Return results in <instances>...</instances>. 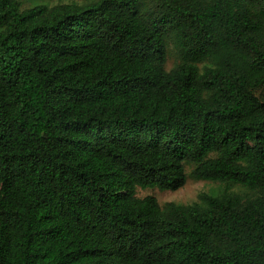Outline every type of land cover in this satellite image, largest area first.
<instances>
[{
	"label": "trees",
	"instance_id": "16d2710c",
	"mask_svg": "<svg viewBox=\"0 0 264 264\" xmlns=\"http://www.w3.org/2000/svg\"><path fill=\"white\" fill-rule=\"evenodd\" d=\"M0 264H264V0H0Z\"/></svg>",
	"mask_w": 264,
	"mask_h": 264
},
{
	"label": "rangeland",
	"instance_id": "374dc122",
	"mask_svg": "<svg viewBox=\"0 0 264 264\" xmlns=\"http://www.w3.org/2000/svg\"><path fill=\"white\" fill-rule=\"evenodd\" d=\"M21 3V9L31 8L35 5H46L47 7L53 6L57 3H71V2H80V0H19ZM178 58L175 50L172 45L167 46V58L164 64V69L169 71L172 69L177 63ZM199 67L202 64L198 65ZM192 165L185 166L186 173V182L183 187L176 191H160L158 189H140L137 188L135 191L136 197L144 198L146 196L154 197L160 206L164 205L168 202H173L176 204H190L197 200V196L201 193H205L211 196H219L224 192H228L230 194H239L242 196L250 195V193L240 185H225L219 182H211V181H203L196 180L192 178L189 173L192 170Z\"/></svg>",
	"mask_w": 264,
	"mask_h": 264
}]
</instances>
